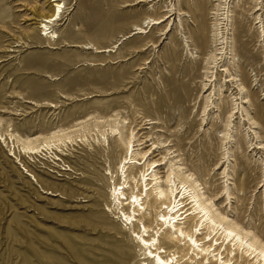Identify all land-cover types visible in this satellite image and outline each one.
<instances>
[{"label":"rangeland","instance_id":"1","mask_svg":"<svg viewBox=\"0 0 264 264\" xmlns=\"http://www.w3.org/2000/svg\"><path fill=\"white\" fill-rule=\"evenodd\" d=\"M136 1L64 0L53 43L39 39L36 24L48 0H0V264H142L108 196L125 156L118 141L100 137L114 122L123 139L133 133L136 153L158 146L148 161L176 163L227 223L264 244V150L250 147L264 145V0ZM221 7L229 16L224 47L215 37ZM212 57H222L215 73ZM54 132L63 135L49 140L65 151L60 162L41 147ZM37 137L32 145L43 151L24 153L22 141ZM150 203L145 218L154 223L161 213L167 222L169 212ZM167 223L162 231H173ZM170 236H161V251L191 257Z\"/></svg>","mask_w":264,"mask_h":264},{"label":"bare ground","instance_id":"2","mask_svg":"<svg viewBox=\"0 0 264 264\" xmlns=\"http://www.w3.org/2000/svg\"><path fill=\"white\" fill-rule=\"evenodd\" d=\"M63 1L64 0H48V11L39 13L36 24L40 40L44 39L48 42L55 43L54 41L60 38L56 33L55 28L62 21L63 15L65 14V5ZM219 1H222V4L227 2V0ZM142 2L144 1L137 0L133 5ZM218 12L217 16L219 23L215 29V37L216 41L219 42L218 45L223 46L227 45L226 39L228 35L227 25L229 16L224 7H221ZM167 17L168 16H165V18ZM170 17L171 16L168 18ZM260 19L261 18L258 16L254 20H259L258 23H262ZM164 21V17L157 20L146 19L142 22L141 26H135L132 32L123 37V39H129L136 35L141 36L147 33L148 27L152 28L157 24L160 25ZM106 52L109 53L111 51L109 49H95V53ZM221 58L212 57L210 59V70L213 71L216 69ZM225 71H227L225 68H221V70L216 71V73H222ZM235 78L236 77L231 78L229 81L231 83H236L237 80ZM237 88L240 92L245 90L241 84L237 85ZM47 105L50 108L53 107L52 104ZM233 114L236 113L233 112ZM232 115L230 116L231 118ZM248 121L250 125H257L255 122H251L252 120ZM122 128V125L119 127V123L114 122L113 125H108V131L104 130L103 133L100 134V137H104L103 143H107L109 146V140L114 142L118 141L120 148L125 151L124 158H122L118 164L116 175L114 177L115 181L110 187V194L108 196L109 201L112 200V203L110 204L113 205L112 213H122V219L124 220H121V222L124 223L126 227L129 226L128 231L131 230V236L133 235L132 237L136 244L144 252L142 264H204L205 262V264H264V244L254 236H250L248 231L242 229L237 224L227 223L226 217L214 209L213 203L208 198H204V194L201 193L199 186L196 185L195 181H192L191 174L186 175L183 173L182 169L172 161L165 162L166 158L159 161H148L149 156L154 155L158 146H155L152 152L147 151L140 155V153H136L134 150V142H132V140L135 139V137L133 136V133H131L130 139H127V137L123 139L122 133L120 132ZM57 133L58 132L52 133L48 140L42 142L41 147L45 148L46 151H50L53 150L50 148L52 147L50 146V139H53V143L63 142L60 140L63 138L61 137L63 135L59 136ZM252 134L255 133L253 132ZM117 136L119 137L118 139H116ZM38 141V137L23 140L22 149L24 153L36 154L39 150L43 151V148L40 146H33L34 142L38 143ZM97 142L101 143V140L98 137L96 143ZM250 147H252V150H264V145L261 143L251 144ZM59 148L60 147L56 146L52 152H49L53 157L52 159L57 162L62 161L59 157L67 156L65 151ZM147 154L148 157L145 159ZM138 156H141V158L137 159L136 157ZM143 160L144 162L141 163ZM162 166L167 168V171L166 177L160 182L161 179L158 177V174L160 173L158 171ZM64 167L65 166L63 165V168ZM71 170L72 169L68 166L61 169V171H65V173L71 172ZM134 172H136L137 175L132 177L131 174H134ZM112 175L113 174H111V179L113 178ZM28 177L30 176L28 175ZM142 188L144 189L142 190ZM127 194H130V197L127 196ZM178 196H181V200H179ZM151 199L153 204H159L160 209L164 208L165 211H167L166 213L169 212L165 215V219H168L167 222H170L174 233H172L173 231H162L160 223L162 225H167L168 223L162 221L160 218L162 216L161 213L157 214L160 223L158 219H156L154 223H150L148 219L145 218L147 212L145 206L147 200L150 201ZM188 201L192 205L191 208L188 206ZM152 203H150V206H152ZM182 206H184V209L181 208ZM188 209H190L191 214L188 215L186 219L182 221L176 218L169 220L173 213V216L177 217L179 213L181 215L183 214V210L185 213ZM188 221H195V231L181 230L180 226L186 225ZM176 232L178 234H176ZM168 235H171V240H175V242L179 244V247H187L188 250L192 252L191 257L187 258L188 254L177 257L179 253L173 252L169 249L161 251L163 250L161 248V236L169 237ZM196 235L197 237H195ZM200 236L202 238H198ZM205 240L208 241V243H205ZM169 245L170 243H168V246ZM224 255L225 257H223ZM239 260L240 263H238Z\"/></svg>","mask_w":264,"mask_h":264}]
</instances>
